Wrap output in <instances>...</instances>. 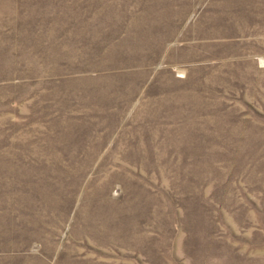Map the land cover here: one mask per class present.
Returning a JSON list of instances; mask_svg holds the SVG:
<instances>
[{"label":"rangeland","instance_id":"obj_1","mask_svg":"<svg viewBox=\"0 0 264 264\" xmlns=\"http://www.w3.org/2000/svg\"><path fill=\"white\" fill-rule=\"evenodd\" d=\"M0 264H264V0H0Z\"/></svg>","mask_w":264,"mask_h":264}]
</instances>
